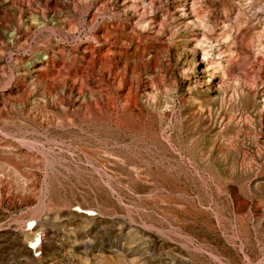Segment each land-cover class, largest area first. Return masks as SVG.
Listing matches in <instances>:
<instances>
[{
	"label": "rangeland",
	"instance_id": "obj_1",
	"mask_svg": "<svg viewBox=\"0 0 264 264\" xmlns=\"http://www.w3.org/2000/svg\"><path fill=\"white\" fill-rule=\"evenodd\" d=\"M0 264H264V0H0Z\"/></svg>",
	"mask_w": 264,
	"mask_h": 264
},
{
	"label": "bare ground",
	"instance_id": "obj_2",
	"mask_svg": "<svg viewBox=\"0 0 264 264\" xmlns=\"http://www.w3.org/2000/svg\"><path fill=\"white\" fill-rule=\"evenodd\" d=\"M235 59V58H234ZM199 77H201V74L199 75ZM203 78H204V76H203ZM222 78V77H221ZM221 82V81H220ZM176 85V84H175ZM160 86V85H159ZM196 113V112H195ZM203 128V127H202ZM147 177V176H146ZM87 218V217H86ZM30 225H31V229H35V224H33V223H30ZM31 242V244L33 245V247L34 248H38L39 246H40V242H42L41 241V239H40V237H38V236H35L34 237V239L32 240V241H30ZM33 248V249H34ZM51 250V249H50ZM26 252V251H25ZM33 252V251H32Z\"/></svg>",
	"mask_w": 264,
	"mask_h": 264
},
{
	"label": "built area",
	"instance_id": "obj_3",
	"mask_svg": "<svg viewBox=\"0 0 264 264\" xmlns=\"http://www.w3.org/2000/svg\"><path fill=\"white\" fill-rule=\"evenodd\" d=\"M45 60H47L46 57L40 58L39 63H42V62L45 61ZM35 254L38 255V254H40V252L35 253ZM35 254H34V255H35ZM38 257H39V256H38Z\"/></svg>",
	"mask_w": 264,
	"mask_h": 264
}]
</instances>
